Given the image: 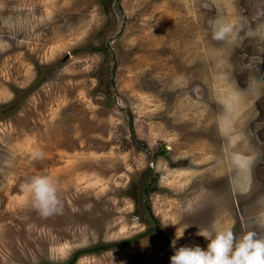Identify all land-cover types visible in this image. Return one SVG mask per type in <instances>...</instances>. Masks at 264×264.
<instances>
[{"label": "rangeland", "instance_id": "374dc122", "mask_svg": "<svg viewBox=\"0 0 264 264\" xmlns=\"http://www.w3.org/2000/svg\"><path fill=\"white\" fill-rule=\"evenodd\" d=\"M218 18L233 42L212 38ZM258 24L264 0H0V264H170L213 224L250 230L264 173L234 178L229 157L248 125L264 164ZM32 176L62 213L33 209Z\"/></svg>", "mask_w": 264, "mask_h": 264}, {"label": "clouds", "instance_id": "9594fccd", "mask_svg": "<svg viewBox=\"0 0 264 264\" xmlns=\"http://www.w3.org/2000/svg\"><path fill=\"white\" fill-rule=\"evenodd\" d=\"M235 26L234 21L227 19L212 21V38L233 42L236 39ZM248 35L264 39V24H258ZM256 84L257 81L253 80L250 88ZM234 95L236 104L242 105L243 94L236 92ZM42 156V152L34 153V157ZM254 159V156L240 152H232L229 157L231 166L238 174L247 173ZM21 188L29 194L33 209L41 217L48 218L62 213L63 204L58 195V186L51 177L32 176ZM250 223L252 228L239 236L231 228L213 224L211 231L198 232L208 241L206 249L200 246H181L170 257V264H264V234L257 230H264V211L259 212ZM172 246L175 248V240Z\"/></svg>", "mask_w": 264, "mask_h": 264}, {"label": "crops", "instance_id": "0c3cea01", "mask_svg": "<svg viewBox=\"0 0 264 264\" xmlns=\"http://www.w3.org/2000/svg\"><path fill=\"white\" fill-rule=\"evenodd\" d=\"M258 84L259 83L256 84L257 86H253L251 88L248 87V89L246 87V89H244L243 97L246 98L245 100H251L252 101V99L253 100L256 99V96L259 95V91L258 90L260 89ZM246 90H248V93L245 92ZM240 131H241V139L238 138V139H236V140L231 142V144L233 143L232 146H231L233 148L232 149L233 152H240V153H242L244 155H251V156L255 157L253 152L257 151L255 148L258 147V146H255L254 143H252V138L250 136L251 127H248V125H244V127H242V129ZM260 156H259V158H260ZM258 162H259V159H257L255 157V159L253 160V162L251 164L250 170L247 173H240V174H238L235 171L236 176L234 178H239L241 180L244 179V178H251L252 179L253 172H254V170H256ZM239 187H240L241 190H243L241 185H239ZM202 195L204 196L205 194H203V192H202Z\"/></svg>", "mask_w": 264, "mask_h": 264}, {"label": "trees", "instance_id": "16d2710c", "mask_svg": "<svg viewBox=\"0 0 264 264\" xmlns=\"http://www.w3.org/2000/svg\"><path fill=\"white\" fill-rule=\"evenodd\" d=\"M129 242H130V240H127V241L124 240V241L118 242V243L100 245V246H97V247L92 248L91 250L95 251V250L104 249V248H121V247H123L125 244H127ZM81 252L82 251H80V250L76 251L71 256V258L67 262H65L63 264H73L77 260V258L79 257V255H80Z\"/></svg>", "mask_w": 264, "mask_h": 264}, {"label": "flooded vegetation", "instance_id": "af4514ba", "mask_svg": "<svg viewBox=\"0 0 264 264\" xmlns=\"http://www.w3.org/2000/svg\"><path fill=\"white\" fill-rule=\"evenodd\" d=\"M255 131L251 128V132H250V136L252 138V143H254L255 146H258L256 147L255 149L260 152V154L263 153L262 151V147H263V139H260L257 135L254 134ZM258 165L259 167H256V172L258 174L260 173H264V164H260V160L258 162ZM257 174V175H258Z\"/></svg>", "mask_w": 264, "mask_h": 264}]
</instances>
